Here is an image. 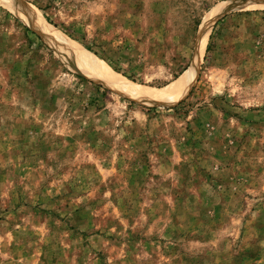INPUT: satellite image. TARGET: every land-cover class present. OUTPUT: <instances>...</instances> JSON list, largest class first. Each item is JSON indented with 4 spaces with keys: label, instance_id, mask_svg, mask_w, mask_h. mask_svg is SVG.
Masks as SVG:
<instances>
[{
    "label": "rangeland",
    "instance_id": "obj_1",
    "mask_svg": "<svg viewBox=\"0 0 264 264\" xmlns=\"http://www.w3.org/2000/svg\"><path fill=\"white\" fill-rule=\"evenodd\" d=\"M19 1L139 94L0 3V264H264V0Z\"/></svg>",
    "mask_w": 264,
    "mask_h": 264
},
{
    "label": "bare ground",
    "instance_id": "obj_2",
    "mask_svg": "<svg viewBox=\"0 0 264 264\" xmlns=\"http://www.w3.org/2000/svg\"><path fill=\"white\" fill-rule=\"evenodd\" d=\"M19 4L21 3L18 0ZM0 3L4 4L8 8L16 11L18 14H21L24 20L37 32H39L43 37L47 38L51 43L55 44V47L60 51L61 49L64 51V55L67 59H69L72 64H74L77 69L83 73L88 78L95 80L98 82L101 81L102 84H106L108 86L123 89L126 92L138 93L137 85L133 83L127 82L123 77L112 72L111 68L102 60H99L93 53L85 49L84 47L78 44L67 43V40H63L57 34L50 35L46 29V25L42 18L36 14V12L32 10H27L26 7H23V10L18 7L17 0H0ZM227 6H222L226 4ZM256 3H260L258 1L252 2H225L221 4L217 10L213 13L211 11V15L208 16L201 27L200 38H199V46L201 48L202 43H204V39L206 34L210 31L212 24L219 20L221 17L226 16L237 10L247 9V7L257 6ZM263 3V2H262ZM264 4V3H263ZM229 5V6H228ZM261 5V4H260ZM21 6V5H20ZM100 82V83H101ZM105 85V86H106ZM107 86V87H108ZM109 88V87H108ZM111 89V88H110ZM175 87L167 88L164 91H156L150 89H143L144 93H148L150 96H154L157 98H161L164 96L171 95L174 92Z\"/></svg>",
    "mask_w": 264,
    "mask_h": 264
},
{
    "label": "trees",
    "instance_id": "obj_3",
    "mask_svg": "<svg viewBox=\"0 0 264 264\" xmlns=\"http://www.w3.org/2000/svg\"><path fill=\"white\" fill-rule=\"evenodd\" d=\"M207 10H209V8H207ZM47 20H48V19H47ZM16 21H17V23H18L19 25H21V26L25 29L26 33H27L29 36L32 35V36H34V37L37 38V40L39 41V47H40V46H41V47H44V46H45V44L43 43L42 39L40 38V36H39L38 34H36L35 32H32L29 28H27L26 26H24L23 23L20 22L19 20L16 19ZM70 37H71L73 40H75V41H77L78 43H80V44H81L83 47H85L88 51H91V52H94L95 54H97V53H96L91 47H89L87 44H85V43L79 41V39H74V38L72 37V35H70ZM29 38H30V37H29ZM111 63H112V61L109 62V64H111ZM185 70H187V67L184 68V71H185Z\"/></svg>",
    "mask_w": 264,
    "mask_h": 264
},
{
    "label": "crops",
    "instance_id": "obj_4",
    "mask_svg": "<svg viewBox=\"0 0 264 264\" xmlns=\"http://www.w3.org/2000/svg\"><path fill=\"white\" fill-rule=\"evenodd\" d=\"M223 6H227V3L226 4H223L222 6H220V7H223ZM229 6V5H228ZM223 17H225V16H223ZM223 17H221L220 19H222ZM40 34V33H39ZM45 39V38H44ZM46 40V39H45ZM48 41V40H47ZM53 47H54V45L50 42V41H48ZM55 48V47H54ZM56 49V48H55ZM57 51V50H56Z\"/></svg>",
    "mask_w": 264,
    "mask_h": 264
},
{
    "label": "water",
    "instance_id": "obj_5",
    "mask_svg": "<svg viewBox=\"0 0 264 264\" xmlns=\"http://www.w3.org/2000/svg\"><path fill=\"white\" fill-rule=\"evenodd\" d=\"M244 2H252V1H249V0H246V1H239V3H244Z\"/></svg>",
    "mask_w": 264,
    "mask_h": 264
}]
</instances>
